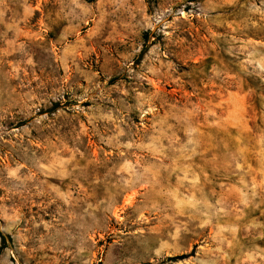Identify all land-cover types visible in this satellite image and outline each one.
Returning a JSON list of instances; mask_svg holds the SVG:
<instances>
[{"label":"rangeland","instance_id":"rangeland-1","mask_svg":"<svg viewBox=\"0 0 264 264\" xmlns=\"http://www.w3.org/2000/svg\"><path fill=\"white\" fill-rule=\"evenodd\" d=\"M0 264H264V0H0Z\"/></svg>","mask_w":264,"mask_h":264},{"label":"trees","instance_id":"trees-1","mask_svg":"<svg viewBox=\"0 0 264 264\" xmlns=\"http://www.w3.org/2000/svg\"><path fill=\"white\" fill-rule=\"evenodd\" d=\"M88 1L92 2V1H94V0H88ZM58 107H60L59 104H56L52 111H53V112L56 111V110L58 109Z\"/></svg>","mask_w":264,"mask_h":264}]
</instances>
